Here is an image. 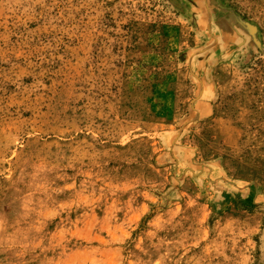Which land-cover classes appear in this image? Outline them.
I'll return each instance as SVG.
<instances>
[{
    "label": "rangeland",
    "instance_id": "rangeland-1",
    "mask_svg": "<svg viewBox=\"0 0 264 264\" xmlns=\"http://www.w3.org/2000/svg\"><path fill=\"white\" fill-rule=\"evenodd\" d=\"M0 264H264V0H0Z\"/></svg>",
    "mask_w": 264,
    "mask_h": 264
}]
</instances>
